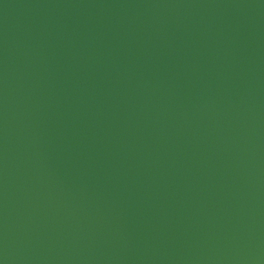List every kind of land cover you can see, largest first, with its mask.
Here are the masks:
<instances>
[{
    "label": "water",
    "instance_id": "obj_1",
    "mask_svg": "<svg viewBox=\"0 0 264 264\" xmlns=\"http://www.w3.org/2000/svg\"><path fill=\"white\" fill-rule=\"evenodd\" d=\"M0 264H264V0H0Z\"/></svg>",
    "mask_w": 264,
    "mask_h": 264
}]
</instances>
